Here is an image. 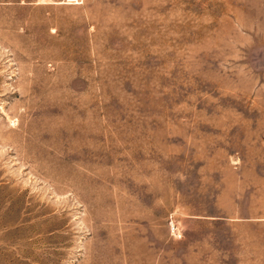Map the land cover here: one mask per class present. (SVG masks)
Here are the masks:
<instances>
[{
    "label": "rangeland",
    "instance_id": "obj_1",
    "mask_svg": "<svg viewBox=\"0 0 264 264\" xmlns=\"http://www.w3.org/2000/svg\"><path fill=\"white\" fill-rule=\"evenodd\" d=\"M0 264H264V0H0Z\"/></svg>",
    "mask_w": 264,
    "mask_h": 264
}]
</instances>
